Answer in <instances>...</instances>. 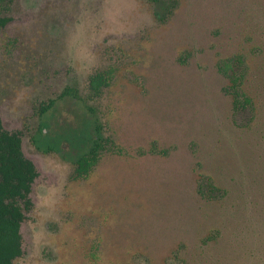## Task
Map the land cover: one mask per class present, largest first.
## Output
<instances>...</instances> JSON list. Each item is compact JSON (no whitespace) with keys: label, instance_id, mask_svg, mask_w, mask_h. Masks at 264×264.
I'll use <instances>...</instances> for the list:
<instances>
[{"label":"rangeland","instance_id":"374dc122","mask_svg":"<svg viewBox=\"0 0 264 264\" xmlns=\"http://www.w3.org/2000/svg\"><path fill=\"white\" fill-rule=\"evenodd\" d=\"M163 2L165 22L149 0H14L0 117L40 174L15 264H264V0ZM238 58L253 106L236 112L219 65ZM98 72L96 102L59 99ZM98 118L114 144L86 178L32 145L55 123L82 157Z\"/></svg>","mask_w":264,"mask_h":264},{"label":"trees","instance_id":"16d2710c","mask_svg":"<svg viewBox=\"0 0 264 264\" xmlns=\"http://www.w3.org/2000/svg\"><path fill=\"white\" fill-rule=\"evenodd\" d=\"M149 1L154 4L155 17L161 22H165L175 9L174 6H170V3H165L163 0ZM13 2L14 0H0V32L4 31L12 21V17L8 13H10ZM15 44V40L9 42V46H15ZM240 64L242 61L238 58L222 61L219 65L221 73L232 84L231 91L228 93L233 97V106L236 112L253 106L252 99L243 91L245 76L240 71ZM109 84L110 75L108 72H98L92 75L89 79V89L92 94L87 100L96 102L102 97ZM72 94L78 98V101L87 103L81 97L79 90L72 91L70 88H67L62 98ZM52 106L51 104L47 106L41 104L38 113L43 116L52 109ZM87 108L96 113V107L87 105ZM99 119L94 122V132L89 135L88 139L91 144L90 149L82 156L81 168L76 171V177L87 173L90 168L89 160H92V167H95L102 153L114 144L112 138L105 136L104 123ZM45 125L44 123L43 127H46ZM41 130L39 129L40 135L42 134L41 138L45 139L46 136ZM23 137L22 131L10 132L6 130L0 117V264H15L24 256L22 227L27 220L26 213L31 212L34 208L31 194L33 186L40 176L36 165L24 153ZM34 139L37 140L38 137H34ZM37 148L39 151L46 150L40 144H37ZM202 182L201 193L215 194L218 192L212 180L204 178Z\"/></svg>","mask_w":264,"mask_h":264},{"label":"flooded vegetation","instance_id":"af4514ba","mask_svg":"<svg viewBox=\"0 0 264 264\" xmlns=\"http://www.w3.org/2000/svg\"><path fill=\"white\" fill-rule=\"evenodd\" d=\"M67 88H70V90H74V91H78V89H76L75 87H67ZM67 88L64 90V92L67 90ZM63 92V93H64ZM63 93L59 96V99H64V98H67V97H70V98H73L75 100H78V98L76 96H74L73 94L72 95H68V96H65L64 98H62V95ZM91 91L89 89V84H88V92H87V97L91 96ZM85 99V98H83ZM88 98H86L85 100H87ZM53 102V104H52ZM53 105L55 104V100L54 101H50L49 104H44L45 106L47 105ZM53 106H52V109H53ZM51 109V110H52ZM50 110V111H51ZM49 111V112H50ZM48 112V113H49ZM39 116H41L39 113H38ZM46 127H43L42 128V133H44V135L46 136V138L44 139L43 137L41 138L42 134L38 135V139L35 140L33 137L31 139V142H32V145L33 147L37 150V144H40L42 145V147L44 149H46L45 151H39V153H41V155H52V154H62V153H65L63 159L64 161H67L69 162L71 165H74L75 166V174H76V171L80 170L81 168V164L80 162L82 161V157H79L77 158V156H73L70 152H68L66 149V147L69 145L70 148L74 149L73 148V145L76 141L75 137L73 136V132L74 131H70V132H65L61 129L60 126L56 125L55 123H53V129L50 126H47L45 125ZM75 139V141H74ZM52 146V147H51ZM89 163H90V168L88 169L87 173L85 175H82L81 177H76V179H82V178H86L90 172L93 170L94 167H92V160H89ZM77 176V174H76Z\"/></svg>","mask_w":264,"mask_h":264}]
</instances>
